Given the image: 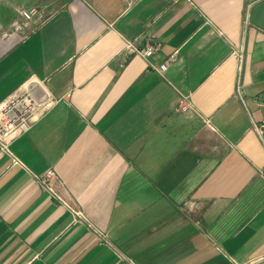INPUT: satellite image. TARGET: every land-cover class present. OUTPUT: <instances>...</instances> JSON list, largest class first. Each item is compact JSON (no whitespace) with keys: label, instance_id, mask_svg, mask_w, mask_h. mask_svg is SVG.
<instances>
[{"label":"crops","instance_id":"0c3cea01","mask_svg":"<svg viewBox=\"0 0 264 264\" xmlns=\"http://www.w3.org/2000/svg\"><path fill=\"white\" fill-rule=\"evenodd\" d=\"M27 88L0 264H264V0H0V106Z\"/></svg>","mask_w":264,"mask_h":264},{"label":"built area","instance_id":"2783aa9c","mask_svg":"<svg viewBox=\"0 0 264 264\" xmlns=\"http://www.w3.org/2000/svg\"><path fill=\"white\" fill-rule=\"evenodd\" d=\"M35 13V9L29 11L23 10L21 16L24 20L30 21ZM127 48L143 58H147L154 52V47L152 46H146L143 49H139L131 43H128ZM165 68L166 65L161 64L158 71L161 72L165 70ZM46 104V101H41L31 89L27 88L6 100L0 106V151L11 155L13 163L17 164L19 163V160L10 152V143L31 128L34 121V113L43 108ZM182 109L186 110L187 106H182ZM253 130L264 147V118L258 123H253ZM52 175L53 173L49 171L44 177L34 176L35 179L42 184L44 189L51 194H53V191L49 186V178ZM74 215L77 221L86 222L82 212L75 211ZM86 224L89 227H92L87 222ZM96 232L100 236L102 235L97 230Z\"/></svg>","mask_w":264,"mask_h":264},{"label":"rangeland","instance_id":"374dc122","mask_svg":"<svg viewBox=\"0 0 264 264\" xmlns=\"http://www.w3.org/2000/svg\"><path fill=\"white\" fill-rule=\"evenodd\" d=\"M34 9L36 10V13L32 17V20H30V21L35 20L34 23L37 25V24H40L46 18V15L43 14L40 9H36V8H34ZM27 23L28 22H24L23 24H21V26L24 27V26H26Z\"/></svg>","mask_w":264,"mask_h":264}]
</instances>
